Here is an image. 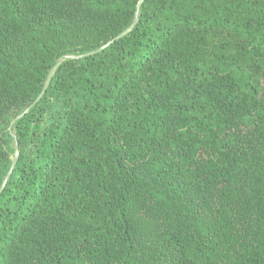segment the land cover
I'll list each match as a JSON object with an SVG mask.
<instances>
[{"label": "trees", "instance_id": "trees-1", "mask_svg": "<svg viewBox=\"0 0 264 264\" xmlns=\"http://www.w3.org/2000/svg\"><path fill=\"white\" fill-rule=\"evenodd\" d=\"M138 1L0 0V264H264V0Z\"/></svg>", "mask_w": 264, "mask_h": 264}, {"label": "water", "instance_id": "water-1", "mask_svg": "<svg viewBox=\"0 0 264 264\" xmlns=\"http://www.w3.org/2000/svg\"><path fill=\"white\" fill-rule=\"evenodd\" d=\"M142 2H143V0H139V1H138L137 9H139V7L141 6ZM136 22H137V20L135 19V20L133 21V23H132L128 28H126L125 30H123L121 33H119L117 36H115L114 38H112L110 41H108L106 44L100 46L99 48H97V49H95V50H92V51H90V52H87V53H85V54H83V55H80V56H69V58L85 57V56H88V55H93V54L98 53L99 51H101V50L105 49L106 47H108L111 43L115 42L116 40H118V39L122 38L123 36H125L126 34H128L129 31L132 29V27L136 24ZM63 59H64V58H61L60 60H58V61L52 66V68H51V70L49 71V73H48V75H47V78H46V80H45V82H44V86H43V88H42L41 93L39 94V96L37 97V99L35 100V102H34L31 106H33V105H34V104H35V103H36V102L42 97V95L45 93V91H46V89H47V87H48L50 81L52 80L53 76L55 75L57 69H58V68L60 67V65L62 64ZM27 111H28V108L24 111V113L27 112ZM14 121H15V120H14ZM17 155H18V148H17V146L15 145L14 159H13V161H12V164H11V166H10V169H9L7 175L5 176L3 182H2V184H1V186H0V192L2 191V189H3L4 185H5L6 180L8 179V177L10 176V174H11V172H12V170H13V167H14V165H15V163H16V160H17Z\"/></svg>", "mask_w": 264, "mask_h": 264}]
</instances>
